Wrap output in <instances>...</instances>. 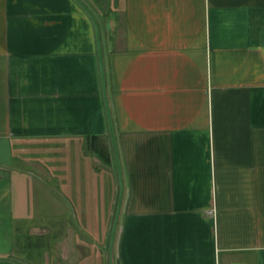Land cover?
<instances>
[{"label": "crops", "instance_id": "1", "mask_svg": "<svg viewBox=\"0 0 264 264\" xmlns=\"http://www.w3.org/2000/svg\"><path fill=\"white\" fill-rule=\"evenodd\" d=\"M0 264H264V0H0Z\"/></svg>", "mask_w": 264, "mask_h": 264}, {"label": "rangeland", "instance_id": "2", "mask_svg": "<svg viewBox=\"0 0 264 264\" xmlns=\"http://www.w3.org/2000/svg\"><path fill=\"white\" fill-rule=\"evenodd\" d=\"M53 163H55V161H52ZM55 165V164H54ZM41 178H45V180H47V182L49 183V184H53V183H56L57 182V175H45L44 177H41ZM46 225H41V226H36V228L38 227L39 228V230L38 229H33L32 227H30V228H28V232L30 231V233L31 232H33L32 234H30V235H28V239L32 236V235H34V236H32V239H29L28 240V242H31L32 244H38L39 246H40V248L39 249H41V246L42 247H44V244H45V241L41 238L40 239V237H39V235L38 234H40V232H42L44 229V227H45ZM42 227V228H41ZM54 230L55 231H58L59 230V232H60V228H59V224L58 225H56V226H54ZM61 233V232H60Z\"/></svg>", "mask_w": 264, "mask_h": 264}]
</instances>
